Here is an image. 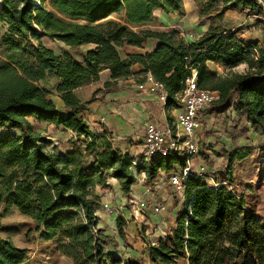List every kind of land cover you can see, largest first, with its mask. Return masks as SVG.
I'll return each instance as SVG.
<instances>
[{
    "label": "trees",
    "instance_id": "trees-1",
    "mask_svg": "<svg viewBox=\"0 0 264 264\" xmlns=\"http://www.w3.org/2000/svg\"><path fill=\"white\" fill-rule=\"evenodd\" d=\"M193 1L210 24L202 36L187 40L176 30H133L154 22L155 11L183 15V0H0V218L13 209L25 217L27 243H52L53 252L73 264H122L106 251L117 239L98 228L96 213L109 180H116L128 198L141 174L153 187L161 173L169 176L185 166L177 154L134 165L111 133H97L84 118L87 106L116 89L135 65L162 84L166 105L175 103V94L194 71L199 89L218 93L210 112L231 109L264 134V0ZM227 11L256 16L263 40L242 38L241 28H225ZM111 15L118 20H107ZM42 38L67 49L57 55ZM149 40L155 42L150 51H123L143 48ZM241 63L245 71L232 70ZM211 66L223 68V74ZM105 70L109 79L101 82ZM47 77L55 81L62 108L38 85ZM41 123L64 131V152L50 149L51 140L36 128ZM232 163L228 156L226 180L233 189L207 186L189 174L175 227L157 243H148V263L264 264V221L236 190ZM124 226L123 216H117L120 239ZM27 256V248L0 236V264H23Z\"/></svg>",
    "mask_w": 264,
    "mask_h": 264
},
{
    "label": "rangeland",
    "instance_id": "rangeland-1",
    "mask_svg": "<svg viewBox=\"0 0 264 264\" xmlns=\"http://www.w3.org/2000/svg\"><path fill=\"white\" fill-rule=\"evenodd\" d=\"M183 5L185 9L183 15H163L157 12V19L154 22L141 27H134L133 30H176L181 37L191 35L192 38L196 39V36L200 32H205L208 28L210 20L199 15L198 8L193 0H183ZM45 7L47 9L50 8L48 3L45 4ZM256 18V16H248L245 13L237 11H227L222 25L229 30L241 28L240 36L242 38L261 42L263 40L262 26H257ZM107 20H118V17L111 15ZM1 27L2 25H0V37L3 33ZM42 42L57 55L67 49L61 42L48 38H42ZM88 47L83 46L81 50H85ZM123 51L127 53L138 52L136 48H125ZM254 52L257 55V50ZM211 67L215 68L219 74H223L224 72L223 68L217 66ZM232 70L243 72L246 70V64L241 63ZM134 74L141 75L142 73L141 70H133L132 75ZM109 75V71L105 75H100V81L102 82L109 78ZM38 85L46 90L48 97L55 103L58 102V106L61 108L59 96L55 92V81L47 77L38 82ZM36 126L41 136L51 140L52 145L50 149L53 152H60L59 147L68 148L66 136L62 131L54 129L48 123H41ZM195 139L197 154L191 158V167L196 168L199 165H204L207 169L206 175L208 176L207 180L209 184L213 182L221 183L222 185L226 184L233 189L232 184L226 180L227 158L231 156L233 158L232 177L235 180L236 190H238L239 194L246 196V200L254 207L256 214L264 221V134L258 129H253L244 118L238 119L231 109L219 114L206 109L202 116L201 127L195 134ZM160 176L164 182H169L168 176L163 173ZM142 178H144L143 174L139 176L137 184H145ZM114 181L116 182V180L111 178L109 180L111 187L106 190V193H102L98 213L101 217L106 214L103 210L106 207L102 205L106 204L108 206L107 211L111 208L110 213L115 214V217L119 215L123 216L124 214L126 216V218L123 216L125 221L123 228L125 237L123 239L117 237L119 242L117 240V244L114 247L108 245L106 251H113V255L120 258L122 264H127L131 260L140 264H150L147 262L148 250L127 249H133L136 246L138 248L137 244L142 242L152 243L146 232L148 231L151 235L155 234L157 228L153 227L150 215H148L146 210H142L143 213L137 212L139 208L137 203L140 201L138 191L136 192L137 194L134 193L135 196L130 195L126 198L122 191L114 186ZM169 183L168 186L170 187ZM177 194L179 193L171 191V198L178 200L177 196L179 195ZM160 200H162L161 197ZM162 203L165 202L162 201ZM145 222L148 223L146 224ZM27 225V219L14 209L3 213L0 218V236L10 239L18 248L28 249V256L23 264H73L71 259L53 252L52 243L38 240L27 243L25 239ZM140 234L143 238L140 237ZM137 238L139 239L137 240Z\"/></svg>",
    "mask_w": 264,
    "mask_h": 264
},
{
    "label": "crops",
    "instance_id": "crops-1",
    "mask_svg": "<svg viewBox=\"0 0 264 264\" xmlns=\"http://www.w3.org/2000/svg\"><path fill=\"white\" fill-rule=\"evenodd\" d=\"M157 12L160 11H155V15H157ZM160 13L166 15L162 12ZM203 32L204 31L200 32L196 38L200 37ZM154 45L155 42L149 40L144 44L143 48L136 49L138 52L140 51V53H145L146 51H150ZM132 69L139 71L141 70V67L135 65ZM106 73L107 70L103 71L100 75H105ZM146 75L147 74L145 73H142L141 75L134 74L119 79L116 89L104 93L98 100L90 103L84 112V118L92 130L97 133H102L103 130H107L111 133L112 139L119 149L124 153H128L131 156L132 161L134 160L136 162L143 159L142 151L144 148L143 136L145 125L149 122H154L158 125H170L174 122L176 114L180 110L179 106L175 103L162 106L154 95L137 88L136 84H138L139 79ZM108 79L109 78L102 82H105ZM60 104L62 108L63 105L61 101ZM56 105L60 108L58 102ZM66 149L67 148L59 147L60 152H64ZM168 183L164 182L161 179V176H159L155 180V185L153 187L147 186L146 184L136 183L132 187V192L130 194L131 196H135L134 193L137 194L136 192L138 191V196L141 201H148L150 204L161 205L164 207L157 214L151 213V210L146 208V212L150 215L153 227L157 228L155 234L151 235L148 231L146 232V235H149L152 243H157L160 238L167 236L171 229L175 227L176 213L183 203V194H177L179 195L177 196L178 200H173L171 198V191H175L170 183V187L168 186ZM114 186L119 188L116 182L114 183ZM139 186L140 188H138ZM104 192L106 193L107 191L105 190L103 193ZM160 197L162 200H160ZM162 201L165 203H162ZM102 205L108 208L106 204ZM98 209L96 213L98 217V228L102 229L105 234L114 236L118 240L115 233V214L110 213L111 208H109L108 211L104 208L103 210L106 214L101 217L98 213ZM137 212L143 213L140 209H138ZM124 217L126 218V216ZM145 223L147 224L148 222ZM134 227L136 226L134 225ZM134 229L136 230V228ZM140 237L143 238L142 235ZM138 239L139 238H137V240ZM137 245L139 246L138 248L136 246L133 247V249L127 250H148V242L138 243Z\"/></svg>",
    "mask_w": 264,
    "mask_h": 264
},
{
    "label": "built area",
    "instance_id": "built-area-1",
    "mask_svg": "<svg viewBox=\"0 0 264 264\" xmlns=\"http://www.w3.org/2000/svg\"><path fill=\"white\" fill-rule=\"evenodd\" d=\"M184 38L187 40L194 39L191 35H185ZM184 84V89L174 96L175 104L180 108L174 122L170 125L147 123L144 128V148L142 151L143 159L166 157L171 154H177L185 158V166L178 172H172L168 178L174 191L180 194H183L184 181L191 173L203 178L207 186L217 187L222 185L214 182L209 184L206 167L199 165L192 168L190 162L191 158L197 154L195 134L201 127L202 116L205 110L218 100V93L199 89L196 86L194 71L189 77L185 78ZM137 88L154 95L162 106L166 105L167 94L162 84L154 80L151 75H146L144 81L137 84ZM132 163L136 165L139 162L133 160ZM137 205L140 210L149 208L153 214H157L164 208L161 205L150 204L148 201L141 200L138 201Z\"/></svg>",
    "mask_w": 264,
    "mask_h": 264
}]
</instances>
